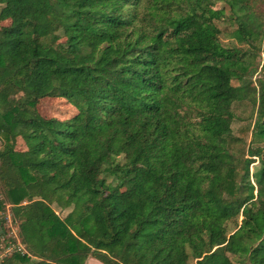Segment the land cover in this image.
Listing matches in <instances>:
<instances>
[{
    "label": "trees",
    "instance_id": "1",
    "mask_svg": "<svg viewBox=\"0 0 264 264\" xmlns=\"http://www.w3.org/2000/svg\"><path fill=\"white\" fill-rule=\"evenodd\" d=\"M259 3L0 0V214L26 248L1 264H264V147L232 128L250 102L264 144Z\"/></svg>",
    "mask_w": 264,
    "mask_h": 264
},
{
    "label": "rangeland",
    "instance_id": "2",
    "mask_svg": "<svg viewBox=\"0 0 264 264\" xmlns=\"http://www.w3.org/2000/svg\"><path fill=\"white\" fill-rule=\"evenodd\" d=\"M259 9L264 12V4L259 3ZM1 10V6H0ZM7 23H0V25H5ZM218 26L220 27L222 34L220 40L224 46H234L235 42L230 37V34L236 30V25L230 23L229 21H219ZM264 56L258 59L257 63V72L253 76V81L256 83L261 77V70L263 64ZM69 105L64 102L63 99H54L46 98L42 100L38 105V110L40 114L46 118L58 117L60 118L63 113H66ZM256 108L250 102H243L242 104H237L235 106V120L233 123V132L237 138L242 139L245 142L246 148L248 147H264V144H253V133L254 126L256 122ZM1 146V144H0ZM18 149L25 150L24 143L21 139L18 142ZM264 156V155H263ZM254 165H258V161ZM254 167L252 166L251 172L253 173ZM66 212L62 213V216H65ZM0 217L5 220L6 227V236L3 238V245L0 250V264L6 258H9L12 254L18 252L17 248L21 242L18 235V227L12 221V214L10 208L8 207L4 212L0 214ZM7 245V246H6ZM9 247H12L13 250H8ZM86 264H102L96 259L89 258ZM191 264H194L193 262Z\"/></svg>",
    "mask_w": 264,
    "mask_h": 264
},
{
    "label": "built area",
    "instance_id": "3",
    "mask_svg": "<svg viewBox=\"0 0 264 264\" xmlns=\"http://www.w3.org/2000/svg\"><path fill=\"white\" fill-rule=\"evenodd\" d=\"M8 250L9 251L10 250H13V248L12 247H9ZM17 251L18 252H21V253H26V248H25V246L21 242L19 243V246L17 248Z\"/></svg>",
    "mask_w": 264,
    "mask_h": 264
}]
</instances>
